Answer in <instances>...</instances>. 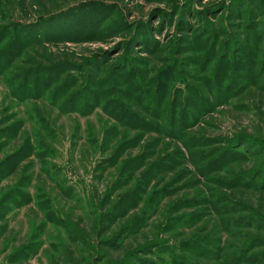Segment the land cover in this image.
<instances>
[{"label": "rangeland", "instance_id": "1", "mask_svg": "<svg viewBox=\"0 0 264 264\" xmlns=\"http://www.w3.org/2000/svg\"><path fill=\"white\" fill-rule=\"evenodd\" d=\"M0 264H264V0H0Z\"/></svg>", "mask_w": 264, "mask_h": 264}, {"label": "trees", "instance_id": "2", "mask_svg": "<svg viewBox=\"0 0 264 264\" xmlns=\"http://www.w3.org/2000/svg\"><path fill=\"white\" fill-rule=\"evenodd\" d=\"M210 163H211V166L216 167L215 165H216V164H219V158L216 159V160H214L213 162L210 161ZM238 256L241 257V259H242L243 254H242V255H238Z\"/></svg>", "mask_w": 264, "mask_h": 264}]
</instances>
